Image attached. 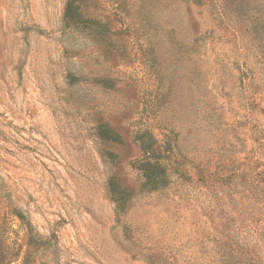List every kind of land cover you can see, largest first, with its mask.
<instances>
[{"label":"rangeland","instance_id":"374dc122","mask_svg":"<svg viewBox=\"0 0 264 264\" xmlns=\"http://www.w3.org/2000/svg\"><path fill=\"white\" fill-rule=\"evenodd\" d=\"M252 8L0 0V264H264Z\"/></svg>","mask_w":264,"mask_h":264},{"label":"trees","instance_id":"16d2710c","mask_svg":"<svg viewBox=\"0 0 264 264\" xmlns=\"http://www.w3.org/2000/svg\"><path fill=\"white\" fill-rule=\"evenodd\" d=\"M252 3V9L250 13L252 16L246 22V28L252 32V29H259L262 30L264 35V0H250ZM239 19V18H238ZM262 141L264 142V129L262 130ZM144 153H148L147 150H144ZM259 166H256L253 170V173H250V184L254 185H261L264 188V163H258ZM139 171L142 173L143 179H145V183H155L153 187H156L160 182L159 179L161 177V166L159 164H155L151 162L149 159H145L140 163ZM236 176H242L244 181L246 182V175H243L241 172L236 174ZM249 176V175H248ZM233 177V176H232ZM228 178L226 182L231 181Z\"/></svg>","mask_w":264,"mask_h":264}]
</instances>
